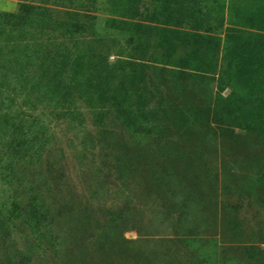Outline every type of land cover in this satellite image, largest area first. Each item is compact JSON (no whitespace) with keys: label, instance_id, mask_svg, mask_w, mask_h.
Wrapping results in <instances>:
<instances>
[{"label":"rangeland","instance_id":"1","mask_svg":"<svg viewBox=\"0 0 264 264\" xmlns=\"http://www.w3.org/2000/svg\"><path fill=\"white\" fill-rule=\"evenodd\" d=\"M30 3L53 12L31 30L70 37L68 7L36 0H0V29L9 32L8 16ZM106 4L92 13L97 37L81 31L61 59L84 122L26 103L15 75L0 77L8 114L25 127L36 117L49 140L36 163L17 161L6 179L0 152V207L16 201L21 212L0 240V264H264V80L237 78L234 57L237 40L258 32L234 7L264 0L179 2L175 14L202 17L201 27L132 20ZM99 43L107 81L94 68ZM90 93L95 106L80 97ZM38 197L47 213L41 242L25 222Z\"/></svg>","mask_w":264,"mask_h":264},{"label":"trees","instance_id":"2","mask_svg":"<svg viewBox=\"0 0 264 264\" xmlns=\"http://www.w3.org/2000/svg\"><path fill=\"white\" fill-rule=\"evenodd\" d=\"M41 3H53L58 6H66L68 10L65 11L67 15L66 27L70 33L69 38L58 40L56 37L52 39V36L47 35L44 32H35L31 30L32 22H39L42 19L51 18L49 8H45L42 5L36 3L24 4L22 7V13L18 15H11L8 18H12L14 21V27L9 32H5V29H0V77L4 80L9 78L10 73L15 75L16 84L21 90H17V94L24 96L26 103L35 104L37 107L42 105L45 108H52L53 112L70 116L71 119H82V113L76 107V94L77 90H73L71 83L63 81L61 77L64 70L61 59L68 52V42L77 40V34L81 31H91L94 38L98 35L96 29L95 19L97 15L92 14L99 9L100 0H36ZM205 2L206 0H150L153 9L144 11L141 6L145 3V0H107L108 10L112 13L120 15L122 17L130 19H145L155 22H166L169 24H183L191 23L193 27H201L206 20H200L197 16H189L188 19L182 14L177 16L175 12L180 8L179 2ZM104 4V3H103ZM106 4V5H107ZM81 7L85 10L84 13L69 9ZM178 7V8H177ZM235 14L238 18H241L247 25L256 29L258 32H253L247 35L245 38H237L234 57L236 60V69L240 72L237 78L250 80L251 86L262 84L264 80V5L259 4L252 9L248 6L244 8L234 7ZM245 11L244 14H240L238 10ZM249 9V10H248ZM103 10V9H101ZM92 11V12H90ZM247 12V13H246ZM240 16V17H239ZM242 16V17H241ZM138 31L143 34V23H137ZM150 27V26H149ZM143 31V32H142ZM142 34L137 32V38L142 39ZM3 37H5V43L3 44ZM5 45V47L3 46ZM145 50H141L144 53ZM140 52V53H141ZM107 50L99 43L94 51V56H97V61L94 63V68L99 72V78L107 81L109 63L106 61ZM144 64L140 65V68L135 69L142 70ZM39 68L40 75L32 74V71ZM7 82V81H6ZM37 92L36 99L33 102L31 99L32 93ZM85 99L91 106L97 105V100L92 93L86 97L81 95L80 97ZM120 108L118 110L120 119L124 120V103L125 100L120 96ZM7 103L5 100L0 101V152L2 153L1 159L6 163L1 167L2 177L6 179L12 174L17 161L27 160L31 163H36L41 158V152L49 145V140L46 136V126L43 122L38 121L36 117L32 119L29 127L23 126V120L19 121V116L11 113L8 114ZM136 112V111H135ZM132 112V113H135ZM139 115L145 120L154 118L155 114L152 109H141ZM129 117L132 116L129 111ZM100 120L103 118L101 114H96ZM84 122V121H83ZM24 134V135H23ZM8 135V138L5 136ZM23 136L18 139V136ZM7 139L6 142L4 140ZM4 142V143H3ZM7 176V177H6ZM40 197L34 198L35 201L31 202L29 209V216L25 218V222L28 226L37 233L38 239L41 242L43 234V225H45V219L47 213L43 211L44 200H39ZM4 202L0 207V240L5 236L4 234L10 232L11 225L17 218L21 217L20 207L16 201ZM3 208H7L3 212Z\"/></svg>","mask_w":264,"mask_h":264}]
</instances>
